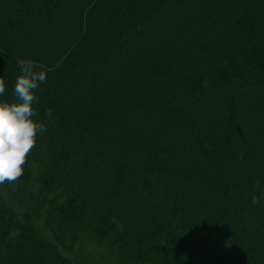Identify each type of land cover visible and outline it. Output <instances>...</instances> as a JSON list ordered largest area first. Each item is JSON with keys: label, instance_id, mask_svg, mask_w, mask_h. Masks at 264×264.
Here are the masks:
<instances>
[{"label": "trees", "instance_id": "obj_1", "mask_svg": "<svg viewBox=\"0 0 264 264\" xmlns=\"http://www.w3.org/2000/svg\"><path fill=\"white\" fill-rule=\"evenodd\" d=\"M18 59L46 129L0 264H264V0H0L9 102Z\"/></svg>", "mask_w": 264, "mask_h": 264}, {"label": "clouds", "instance_id": "obj_2", "mask_svg": "<svg viewBox=\"0 0 264 264\" xmlns=\"http://www.w3.org/2000/svg\"><path fill=\"white\" fill-rule=\"evenodd\" d=\"M17 69L12 89L14 100L0 99V184L13 182L23 175L26 155L34 147L37 134L46 129L45 123L34 119L36 112L32 107L37 99L36 90L46 80V71L37 70L31 59H18ZM4 92L5 83L0 79V97ZM251 202H257L255 195Z\"/></svg>", "mask_w": 264, "mask_h": 264}]
</instances>
